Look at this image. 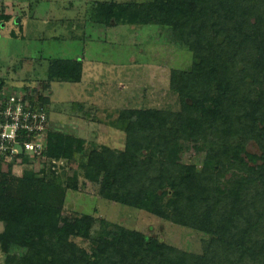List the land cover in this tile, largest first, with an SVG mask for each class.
<instances>
[{"label":"trees","instance_id":"trees-1","mask_svg":"<svg viewBox=\"0 0 264 264\" xmlns=\"http://www.w3.org/2000/svg\"><path fill=\"white\" fill-rule=\"evenodd\" d=\"M189 8L195 11L192 24H186ZM105 9L107 21H119L123 14L115 3ZM127 17L131 25L172 26L177 41L194 53L192 66L173 71L171 77L182 111H125L116 126L127 134L126 150H104L107 157L91 152L87 177L101 184L107 200L206 232L213 238L214 252L194 259L151 236L121 228L104 227L93 238L94 217L63 215L66 190L53 171L55 162L83 153L85 142L49 132L42 160L49 161L52 178L45 167L42 177L32 173L15 178L11 169L5 173L0 166V243L8 244L11 254L18 253L15 260L7 257L0 264H264V0H154L129 6ZM9 20L1 0L0 26ZM18 29L22 34L24 26L19 23ZM49 63L45 90L54 81L81 82V61ZM38 100L49 107L44 94ZM181 141L211 142L217 175L231 169L245 174L229 192L234 201H211L206 176L215 182L214 173L199 174L195 167L177 163ZM251 142L259 154L247 151ZM143 149H151L154 158L138 160ZM159 155L160 167L155 165ZM171 171L177 174L169 177ZM165 184L173 189L167 201L168 193H158ZM198 204L206 208L196 216ZM237 220L240 235L232 231ZM74 238L91 240L92 252L69 254Z\"/></svg>","mask_w":264,"mask_h":264},{"label":"rangeland","instance_id":"rangeland-1","mask_svg":"<svg viewBox=\"0 0 264 264\" xmlns=\"http://www.w3.org/2000/svg\"><path fill=\"white\" fill-rule=\"evenodd\" d=\"M153 1H12L14 7L9 5L8 9L24 16V29L19 34L15 27L16 17L9 25L13 29L0 27V79L15 90L34 88L40 91L49 99L52 133L85 142L83 153H78L71 161L60 160L54 165V175L66 190L64 216L94 217L93 238L98 237L104 227L108 231L121 228L141 232L155 238L169 250L202 259L209 252H214L211 235L176 223L174 219L107 200L101 195V184L92 182L85 169L88 156L93 151L107 157L109 153L104 150L112 154L126 150L127 134L116 126L125 111L151 109L171 114L182 111L181 99L171 88V77L173 71H185L192 66L194 53L186 44L177 41L172 26L157 23L131 25L128 22L129 6ZM111 3H115L123 13L119 21H107L105 8ZM186 15V24L194 23L195 11L192 8L186 9ZM14 30L16 37L11 36ZM59 59L81 61L82 80L80 83L54 81L47 91L44 86L49 81V62ZM211 145V142L181 141L177 163L183 167H195L199 174L206 170L214 173L215 182L206 176L210 200L222 201L224 198L226 202H232L234 198L229 192L236 178L245 177V174L231 169L222 176L217 175ZM247 151L260 153L255 142L247 145ZM147 158H154L151 149H143L138 160ZM162 159L159 155L155 165L160 167ZM44 167L52 178L49 161L38 158L27 162L23 159L5 162L1 171L6 173L11 169L15 178L31 176L32 173L42 177ZM171 172L169 177L177 174ZM172 190L165 184L158 193H168L167 201L173 194ZM205 208L198 204L195 215L204 212ZM227 209L229 205L220 212ZM241 229V221L237 220L232 231L240 235ZM3 230L4 225L0 223V232ZM72 244L68 252L71 255L78 254L80 250L91 253L94 246L91 240L79 238L72 239ZM17 256L18 253L11 254L8 244L0 243V263H5L7 257L15 260Z\"/></svg>","mask_w":264,"mask_h":264},{"label":"built area","instance_id":"built-area-1","mask_svg":"<svg viewBox=\"0 0 264 264\" xmlns=\"http://www.w3.org/2000/svg\"><path fill=\"white\" fill-rule=\"evenodd\" d=\"M9 86L0 82V166L26 156L42 159L47 133L52 132L50 107L38 100L40 91Z\"/></svg>","mask_w":264,"mask_h":264},{"label":"crops","instance_id":"crops-1","mask_svg":"<svg viewBox=\"0 0 264 264\" xmlns=\"http://www.w3.org/2000/svg\"><path fill=\"white\" fill-rule=\"evenodd\" d=\"M12 1H14V0H11V1L2 0L4 12H5L6 15L10 16V20L5 23L6 25L3 24L4 28H6L7 26L10 27L9 25H11V23L14 22V18L15 17L18 18V20L15 23L16 24L15 27L18 28V24L19 23H21V25L24 26V24H23L24 21L22 19V18H24V16H22V14H20V13L18 15V13L16 11H13L12 9H10L11 11L8 9V6L11 5V4H13ZM11 6L14 7L13 5H11ZM10 28L13 29V26H11ZM12 33H15V30L12 31Z\"/></svg>","mask_w":264,"mask_h":264}]
</instances>
